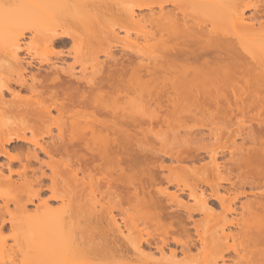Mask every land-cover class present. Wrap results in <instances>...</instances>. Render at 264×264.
<instances>
[{
  "label": "bare ground",
  "instance_id": "obj_1",
  "mask_svg": "<svg viewBox=\"0 0 264 264\" xmlns=\"http://www.w3.org/2000/svg\"><path fill=\"white\" fill-rule=\"evenodd\" d=\"M260 1L0 0V51L7 52L6 56H0L9 58V69L15 68L9 70L10 78L0 70V264H69L70 260L77 262L79 257L78 264H93L96 257H101L99 259L105 264H168V259L174 256L180 262L182 259L176 258L177 251L169 249L170 241L178 243L179 238L174 236L178 232L184 233L182 236L189 241L182 243L184 240L180 239V251L182 258L185 257L180 264H219L220 260H231L230 264H264V184H261L262 188L258 185L259 191L252 190L256 177L264 180V19H256L264 16V0L263 3ZM246 11L252 13L248 16ZM121 31L126 32L124 38L119 34ZM26 32L32 34L29 39L36 44L35 47L28 44L32 49L42 48V44L46 49L58 45L59 48L68 47L72 43L71 47L75 53L77 51L75 63L85 61L81 58L85 54L79 56V53L86 48L90 52L94 50V55H89L88 51L92 60L103 51L110 64L106 60L93 61V75L86 76L84 62L86 68L80 64L82 75H78L74 64L62 67L48 57L59 51H55L57 48H52L53 51L44 57L23 45L22 39L28 35ZM139 41L145 46H140ZM48 42L50 46L46 45ZM115 48L123 50L120 57ZM23 50L27 51L29 59L21 56ZM128 50L132 54L125 57L130 53ZM134 55L140 56L138 60ZM143 58L150 61H143ZM107 64L109 69L104 73L102 69ZM27 66L31 70L27 71ZM11 71L16 73L15 76ZM6 94L11 97H5ZM237 114L242 117L237 118ZM199 117L212 123H216V119L222 120L223 124L232 121L233 117H247L258 124L257 133L251 130V126L252 132L248 135L253 146L245 153L241 150L244 153L240 155L242 158L239 156L238 161L234 160L235 164L241 161V167L245 168L244 172L241 169L243 175L240 173V178H253L249 181L255 201L245 203L244 209L248 212L242 221L236 217H222L226 220L223 219L218 229L220 234L217 230L200 229L204 224H200L202 219H207L203 220L207 223L218 216L214 209L216 204L227 212L234 209L225 206L226 196L220 195L218 187H212L209 194L200 188L198 194L197 185L182 182L186 189L190 184L188 195L199 203L194 208L180 199L178 191H185L178 187L179 184L176 185L179 189L174 187L177 193H171L160 188L162 179L154 174L156 181L149 173L152 171L143 169L145 176L141 172L143 163L147 165L144 160L153 162L157 159L154 165L148 161L147 167L153 165L154 168L162 160L159 156L163 153L161 150L154 153L159 154V160L154 154L150 160V154L143 151L153 149L156 152L154 144L152 148L149 146L155 137H162L161 132L167 135L179 127L181 129L185 123L181 120L192 122ZM173 121L176 125L172 124ZM177 121L179 127H176ZM153 124L157 128L163 125L174 130L169 132L160 127L159 130L163 131L157 129L159 134L154 132ZM190 128L187 127V133ZM141 135L145 139L138 137ZM149 135L154 137L152 142L148 140ZM192 140L196 142L197 137ZM132 144L135 147L140 145L138 148L142 152L137 147L134 149ZM187 149L184 152L171 151L170 155L175 156L173 159L176 158L178 163L187 161L193 164L201 159L198 152L195 154L194 150L192 153ZM210 151L207 154L213 164L212 172H220V164ZM181 154L189 156L185 158ZM139 157L141 160L145 157L143 162ZM91 163L94 171L90 170L91 167L89 169ZM159 164L162 167V163ZM182 165L181 162L180 167L176 164L171 169L163 165L162 169L168 167L169 172L172 170L164 180L168 182L175 171L183 172L189 167L194 169L189 168L187 177L200 175V168L204 167L197 169L194 164L195 169L191 164L188 167ZM136 173L147 175L150 182L152 179L159 182L156 184L158 189L151 183L149 187L145 186L148 178L145 180L138 175L139 178ZM176 178L181 184V178ZM119 185H126V190ZM147 187L155 190L156 193L150 191L152 194L157 195L156 190L159 191L158 203L154 195L147 193ZM100 189L107 191L105 193L109 196L115 195L114 205H104ZM160 189L163 195L170 193L165 196L172 204L175 201L187 212L181 214L173 206L163 209L161 204H165ZM96 192L101 193L102 198H96ZM116 194L121 195L118 201ZM88 196L96 199L89 197L88 200ZM120 199L127 203L128 209L120 206ZM116 209L117 214L114 213ZM171 209L174 212H170ZM195 209L204 213V217L193 219ZM185 213L188 219H193L196 237L189 232L185 223L188 219L184 216V222L181 218ZM148 224L155 227L156 234L149 232L145 227H149ZM229 225L239 227V231L225 232ZM6 231L10 233L4 235ZM123 240L130 243L131 248L125 246ZM167 248L169 258L162 257L167 254ZM153 249L160 255L156 257ZM193 249L200 251L195 253ZM203 249L206 252H202ZM170 259L171 264L179 263Z\"/></svg>",
  "mask_w": 264,
  "mask_h": 264
},
{
  "label": "rangeland",
  "instance_id": "obj_2",
  "mask_svg": "<svg viewBox=\"0 0 264 264\" xmlns=\"http://www.w3.org/2000/svg\"><path fill=\"white\" fill-rule=\"evenodd\" d=\"M249 0H246V2H248ZM254 1V0H253ZM256 1H258V0H256ZM261 3H263V1L261 0L260 1ZM259 3V2H258ZM171 6H169V8H170ZM157 9V8H156ZM252 11V10H251ZM251 11H246L247 13V15L249 16L252 12ZM144 12H147V10H144ZM257 17V16H256ZM261 17V18H260ZM259 18V19H258ZM258 18H256L257 20H260L261 19V21H262V18L264 19V16H258ZM67 26V25H66ZM69 29H72V31H73V28H69ZM59 30H61V29H59ZM126 33V32H125ZM125 33H124V31H121V33L119 32V34L124 38V35H125ZM26 34H28L27 36L25 35V37H24V39H22V41H24V42H22L23 43V45L25 44V45H28L29 43V45H33L34 47L36 46V44L34 45V43L32 44V42H31V40L29 39V38H31V36H32V34L31 33H29V32H26ZM31 35V36H30ZM26 38V39H25ZM37 42V41H36ZM40 43H44V42H41L40 41ZM139 43L141 44L140 46H142L143 44V41H139ZM37 44H39V42L37 43ZM28 45V46H29ZM41 45V44H40ZM43 45V44H42ZM41 45V47L42 48H44V47H46L45 45H43L42 46ZM46 45H49V42L48 43H46ZM32 46V47H33ZM50 46V45H49ZM68 47H61L60 46V48H59V45H58V47L56 46H53V47H48L49 48V50H47L48 48H44L45 49V51L46 52H44L43 51V49L42 48H37V49H35V48H31L30 46V48L32 49V51H34V50H36V52L34 51V53H36V54H38L39 56H46V55H48V53L50 54L52 51H53V49L52 48H57V49H55V51L56 50H59V51H61V53L59 52V51H56V56H55V54H53V53H51L48 57H50L51 59L53 58V61H54V63H56V64H58V65H61L62 67H68V66H72L73 64V66H74V68H75V72L78 74V75H82L81 74V71L82 70H80L81 69V65L80 64H82V63H84V62H86V63H84V65L87 67V69H86V76H89V75H93V73H91L92 71H94V68H93V63H95V62H97V61H105L106 60V62H108L109 60H107V58H106V56L104 55V52L102 51V52H100L98 55H95L96 57V59L95 58H93V60H92V55H94V54H92V51H94L93 49H92V51L90 52V50H85V49H83L82 50V53H79L80 55L79 56H82V54H85V55H83V57H81V58H83V59H85V61L83 60V62L81 63H75V61H76V57H74L75 56V54H77V51H76V53H75V51L73 50L74 48H72L71 46H72V43L70 44H68L67 45ZM143 46H145V45H143ZM39 47V46H38ZM119 48V47H118ZM118 48H115L117 51L115 52L116 54H117V56H121L122 55V49H121V51H119V49ZM1 49V48H0ZM52 49V50H51ZM79 49V48H78ZM76 50V49H75ZM104 50H105V48H104ZM31 51V50H30ZM31 51V52H32ZM54 51V52H55ZM70 51V52H69ZM79 51V50H78ZM85 51H86V53H85ZM88 51H89V55L90 54H92L91 55V58H90V56H88ZM129 52H130V50H128ZM6 51H4V52H1L0 51V54L1 55H4V54H6L5 53ZM63 52V53H62ZM84 52V53H83ZM120 52V53H119ZM151 52V51H150ZM60 53V54H59ZM70 53V54H69ZM93 53H96V52H93ZM97 53H98V51H97ZM152 53V52H151ZM20 54H21V56L22 57H26V59H29L28 58V53H27V51H25V50H23V51H21L20 52ZM32 54H33V52H32ZM121 54V55H120ZM125 54V52L123 53V55ZM130 54H132L131 52L130 53H128V55H125V57L126 56H129ZM153 54H155L154 52H153ZM7 55V54H6ZM6 55H4V56H6ZM149 55H150V53H149ZM4 56H0V64L3 66H1L0 67V70L1 71H3L4 72V74L6 75V76H8V78H10V75H9V70H14L15 68L13 67V69H9L11 66H10V62H9V58H7V57H4ZM78 56V55H77ZM135 56V55H134ZM137 56V55H136ZM135 56V57H136ZM151 56V55H150ZM154 56V55H153ZM140 56H138V58H139ZM141 57H143V56H141ZM137 58V57H136ZM138 58H137V60H138ZM80 59V58H79ZM144 59V58H143ZM143 59H140V60H143ZM87 60V61H86ZM139 60V61H140ZM148 59H144L143 61H147ZM52 61V62H53ZM82 61V60H81ZM93 61H95V62H93ZM150 61V60H149ZM149 61H147V62H149ZM105 62V63H106ZM11 63H12V60H11ZM104 63V62H103ZM104 63V64H105ZM109 63V62H108ZM110 64V63H109ZM109 64H107V65H105V67H104V69H102V72L104 71V73H106L108 70L107 69H109L107 66L109 65ZM13 65V64H12ZM27 65V64H26ZM83 64H82V68L83 67H85ZM104 66V65H103ZM45 67H47V65H45ZM85 67V68H86ZM27 71H29V70H31V68L29 67V66H27ZM26 71V72H27ZM2 72V73H3ZM13 71H11L10 73L12 74V76H15V72L14 73H12ZM29 72H27V74H28ZM14 74V75H13ZM6 76H3V77H6ZM90 76V77H91ZM38 77H41L40 75H38ZM7 78V77H6ZM14 78V77H13ZM14 86V85H13ZM14 88L17 90V88H16V86H14ZM19 89V88H18ZM23 95H27L26 93L24 94V93H22ZM7 95V94H6ZM11 95V94H10ZM9 94L7 95V96H5V97H7V98H10L11 96H10ZM152 107V106H151ZM152 109H153V107H152ZM242 116L240 115V114H237V118H241ZM200 119H205L204 117H199ZM199 118H194V120L191 122V120L189 121V122H186V120L188 121V119H186L185 121H180V122H185L184 124H190L189 126H191V127H193V128H190L187 124L185 125L186 127H183L184 126V124H183V126H182V128L180 129V124L178 123V121H177V124H178V126H176V127H179V128H177V129H175L176 131L174 132V133H171V134H169V133H167V135H166V133L164 134V132H161V131H163V130H159L160 129V127H162L163 129H167V131H169V132H171V129H173L172 127H170V130H168L169 128L168 127H166L165 125V128L163 127V125L161 126L160 125V127L159 128H157L154 124V126H155V128H156V130L154 129V126H152L153 127V129H154V132L155 131H160L163 135H165V136H163L162 135V137H159V138H156L155 136H154V134H153V136L155 137V140H154V143L152 142V140L154 139V137H152V136H150L151 135V133L149 132V137H148V140L150 139H152L150 142H152L149 146H150V148H152L151 147V145L152 144H154V145H152V146H154L155 147V151L156 152H153V149H150V152L152 153V155H151V153L149 152V151H146V150H143L144 152H146L147 153V155H149L150 154V156H149V158L150 157H152L153 156V158H154V155L158 158V160L160 159V157H162L161 159L162 160H159L158 162L159 163H162V167H161V165L158 163V165H157V167L155 166V168L153 167V165H154V163H156L157 164V159H156V161L153 159V158H150V160H152L153 159V162L151 163L149 160H147V158H146V160L147 161H145L144 159H145V157L144 158H142V160L140 159V157H139V161L141 160L142 162H143V160H144V162H146L147 163V165H149V163H151V164H153L152 166H151V164H150V166L151 167H147V165L145 166V163H143L144 164V166H142V170H141V172H142V174H143V169L144 170H147V171H152L153 172V174H152V172H149V173H151L150 175H151V177L155 174L156 175V177L157 178H159V179H162L161 181H159L160 183H161V185H160V188H163V190H164V188L167 190L168 189V192H171V193H177V189H181V188H183L184 187V183H187V182H190V183H193V184H195V185H197L198 187V194L200 193V190L201 189H204V190H207L206 192H207V194H209V192L211 191V189H213L212 187H218L219 188V193H220V195H225L226 196V199H225V206H229V208H236L237 210H235V212H231L232 210H234V209H232L230 212L228 211L227 212V210H225V208H222L221 206H220V204L218 203V205L216 204V207H214V209L216 208V212H218V216H216L217 214H215V216L216 217H218V218H216V217H213V219L212 220H210V221H208L207 223L206 222H203V220L204 221H206L205 219H202V222L200 221V224L201 223H204L203 225H201L202 227H200V229H204V230H207V231H209V229H210V231L213 229V230H217V232L219 231L218 229H219V227H221V225H222V223L224 222V220H226V218L227 219H232V217H236L237 219H239V221H242V217L244 218V216H245V214L248 212V211H246L245 209H244V205H245V203H249V201L250 202H254L255 201V196L253 195V193H252V191H251V184L252 183H250V181H251V179H253V178H249L250 179V181H249V179H248V177L249 176H247V178H243V177H245V176H242V178H240V176L239 175H243V172L245 171V168L243 169V167H241V165H240V163L239 162H241V161H239V162H237L238 161V157L241 155V156H243V154L245 153V151L248 149V148H250L251 146H253V142H252V140H250L249 139V137H248V135H249V133L250 132H252V131H250V129L251 128H253V129H251V130H256V131H254V133L256 132L257 133V129H258V124H257V122H255V121H253V120H250L249 118H247L246 117V119H245V117H244V119H237V118H232V121H227L225 124H223L222 123V120L220 121V120H215L214 122H216V123H212V121H208V120H202V121H200V119ZM263 118H264V116H263ZM198 120V122H197V120ZM175 121H173V123L172 124H174V125H176V122L174 123ZM156 124V123H155ZM159 123H157L156 125H158ZM172 124H170L171 126H173ZM215 126H218L219 128H217V127H215ZM252 126V127H251ZM175 127V128H176ZM187 127L188 128H190L189 129V131H188V133H187ZM251 127V128H250ZM184 128H186L185 130H184ZM214 128H216V129H214ZM158 129V130H157ZM179 129V130H178ZM194 129V130H193ZM212 129V130H211ZM174 130V129H173ZM177 130L179 131V133H177ZM159 131H158V133H159ZM166 131V130H165ZM166 131V132H167ZM200 131H201V133H200ZM173 132V131H172ZM189 132H190V134H191V132H192V137H191V135L189 134ZM193 132H195L194 134H193ZM198 132L200 133V134H198ZM157 133V132H156ZM178 135H177V134ZM142 134V133H141ZM148 134V133H147ZM160 134V133H159ZM189 134V135H188ZM197 136H196V135ZM144 135V134H143ZM195 135V137H193ZM148 136V135H147ZM159 136V135H158ZM157 136V137H158ZM138 137H144V139H145V136H138ZM197 137V141H199V142H194L192 139H194V138H196ZM147 138V137H146ZM141 139V138H140ZM139 139V140H140ZM143 139V140H144ZM199 139V140H198ZM139 140H138V142H139ZM147 141V140H146ZM188 141V142H187ZM145 143V142H144ZM187 144V145H184V144ZM135 144H136V142H135ZM135 144H132V146H134ZM137 144H139V143H137ZM140 144H141V142H140ZM146 144V143H145ZM144 144V145H145ZM143 145V144H142ZM181 145L183 146L184 145V147L185 146H187V148H189V149H191V151L190 152H192L193 153V150H194V153L196 154L197 152H198V154H200V160L199 161H197V162H193V164H192V162L191 163H187V161H181L182 163H183V165H187L186 167H188V165L189 166H191V165H194V164H196L197 165V169H199L200 167H202V166H204L202 169L200 168V175H202L203 173V178L206 180V182H207V184H206V182H204L203 183V178H202V176H200L199 175V173L197 174V175H194V174H190V176H188L187 177V173L186 172H188V174H189V171L188 170H193L194 168H192V167H189V168H191V169H189L188 168V170L187 169H185L183 172H185L186 174H184L183 172H181V170H180V172H177V171H175L174 173H173V175H171V176H174L173 178L174 179H177V181L176 180H173V178L171 177V176H169V177H171L170 178V180H173L170 184H169V182H170V180H168V182H167V180L165 181L164 179L166 178H164V176L166 175V176H168V175H170V173L172 172V170H171V172H169V170L171 169V168H174V166H176V164H177V166L181 163V162H179L178 163V161L176 162L175 161V159H173L174 157L172 156V155H170V154H172L171 153V151L172 152H175L176 153V151L177 152H179V150H181V149H183L184 147H181ZM138 146H140V145H138ZM138 146L136 145V147L138 148ZM146 146V149H148L147 147H149V146H147V145H145ZM135 146H134V149H137ZM153 147V148H154ZM143 148H144V146H143ZM181 148V149H180ZM186 148V147H185ZM186 148V149H187ZM242 148V149H241ZM133 149V148H132ZM138 149H140V151L142 150L141 148H138ZM145 149V148H144ZM186 149H183V150H181V152H184ZM189 149H187V151H189ZM208 149V150H207ZM149 150V149H148ZM163 151V153H161V155H159L160 157H158V155H156V154H154V153H159L158 151ZM195 150H198V151H196L195 152ZM207 150V151H206ZM209 150H211L210 152H212L211 154H214L215 156H216V158H217V163H219L220 165V172H221V177H219V175H220V172H216V171H214L213 170V172H212V163L210 162V160H211V158H209L210 156H208V152H209ZM241 150H242V152H244V153H242L241 152ZM166 151H168L169 152V154H167L168 152H166ZM136 152V154L137 153H139V150H138V152L137 151H135ZM142 152V151H141ZM141 152H140V154H141ZM166 152V153H165ZM149 153V154H148ZM165 153V155H163ZM174 153V154H175ZM186 153V152H185ZM191 153V154H192ZM208 153V154H207ZM242 153V154H241ZM85 154V153H84ZM86 154H88L87 152H86ZM143 155H146L145 153H142ZM141 154V155H142ZM154 154V155H153ZM179 154V153H178ZM183 154V153H182ZM181 154V155H182ZM188 154H190V153H188ZM203 154V155H202ZM167 155V156H166ZM168 155H170V156H172V158L170 157L169 158V156ZM180 155V154H179ZM139 156V155H138ZM163 156H165V157H163ZM177 156V155H176ZM183 156V155H182ZM186 156L188 157L189 155H187L186 154ZM186 156H183V157H185L186 158ZM203 156V157H202ZM240 156V157H241ZM148 157V156H147ZM155 157V158H156ZM167 157V158H166ZM183 157H181V158H183ZM239 157V158H240ZM242 158V157H241ZM165 159V160H164ZM171 159H173V160H171ZM203 159V160H202ZM235 159H237V161H235V162H237L236 164L234 163V160ZM240 160V159H239ZM148 161H149V163H148ZM155 161V162H154ZM163 161V162H162ZM239 163V164H238ZM84 164H85V162H84ZM84 164H83V166H84ZM191 164V165H190ZM163 165H168L169 167H170V169L169 170H167V168L168 167H166V168H164V169H162L163 168ZM182 165V166H183ZM236 165H240V167H238V166H236ZM92 163L91 164H89V169H90V167L92 168ZM158 166H160L159 168H158ZM164 166V167H165ZM243 166V165H242ZM147 167V168H146ZM178 167H180V166H178ZM193 167H195V165L193 166ZM244 167H246V165H244ZM82 168H85V167H82ZM149 168V169H148ZM152 170H151V169ZM207 168H209V170L211 171H207V173H206V169ZM214 168V167H213ZM238 168H240V170L238 169ZM88 169V170H89ZM126 169V168H125ZM157 171H155V170ZM179 169V168H178ZM177 169V170H178ZM195 169H196V167H195ZM241 169H243V172H242V170ZM88 170H87V172H88ZM91 171H94V169L92 168V169H90ZM89 170V171H90ZM175 170H176V168H175ZM203 170H205V171H203ZM90 171V172H91ZM128 171V170H127ZM140 171V170H139ZM138 171V172H139ZM198 171V172H199ZM241 171V172H240ZM140 172V173H141ZM193 171H191V173H192ZM211 173V175H209L208 173ZM126 173H128V172H126ZM181 173V174H180ZM241 173V174H240ZM142 174H138V173H136V175L138 176H143ZM145 174H147V172L145 173ZM147 175H149V174H147ZM146 175V177L148 178V176ZM155 175L153 176L154 177V179L157 181V178L155 177ZM182 175V176H181ZM183 175H184V177H183ZM194 175V176H193ZM138 176V177H139ZM145 176V175H144ZM143 176V177H144ZM179 177V179L181 180V184H180V181L178 180V178H176V177ZM191 176H193V177H191ZM143 177H141V180H142V178ZM146 177H144L145 178V180L147 179ZM191 177V178H190ZM202 178L201 180H202V182L200 181V178ZM251 177V176H250ZM140 178V177H139ZM144 178H143V180H144ZM150 178V177H149ZM147 179V181L149 182V184H148V182L147 181H141V182H147L146 184L147 185H145V186H148V185H150V183H151V185L152 186H156V187H154L155 189H158L157 188V185H159L158 183H156L153 179H152V181L150 182V179ZM186 178V179H185ZM136 180H137V177L135 178ZM166 179H168V178H166ZM244 179V180H243ZM247 179H248V182H246V184H245V180L247 181ZM153 181L155 182V184H152L153 183ZM175 181V182H174ZM256 182V184L255 183H253V185L255 184V186H253V188H252V190L254 189V188H256L257 189V187H258V185H260V188H262V185L264 184L263 183V178L262 177H256L254 180H253V182ZM125 182V181H124ZM135 182H137V181H135ZM138 182H140V181H138ZM176 182H178L177 184H176ZM182 182H183V184H182ZM257 182H259V183H257ZM173 183V184H172ZM247 183H250V184H247ZM140 184V183H139ZM139 184H137L138 186H139ZM157 184V185H156ZM178 184H179V186H178ZM189 184V183H188ZM193 184H191V185H193ZM262 184V185H261ZM163 185V186H162ZM176 185L179 187V188H177L176 187ZM195 185H193L194 187H195ZM201 185V186H200ZM121 188H126L127 186L126 185H119ZM152 186H150V188L152 187ZM165 186H167V187H165ZM185 186H187L186 184H185ZM192 186V187H193ZM264 186V185H263ZM105 186H102V188H104ZM149 187V186H148ZM147 187V189H145V190H147L146 192L147 193H150L153 197H155V198H157V195H159L158 193H159V191L158 190H156L157 191V195H155V190H154V188H153V190L154 191H152V190H150V188H148ZM159 187V186H158ZM174 187H176V188H174ZM188 188L186 189V188H183L184 189V191L185 192H183V190L181 189V192H180V190L178 191V195H179V197H180V199L182 200H184V201H186V204L188 203V205L187 206H194V208H197V206L199 205V203L196 201V200H194V199H192L189 195H188V193L190 192V189H189V187H190V184L187 186ZM107 188V187H106ZM106 188H105V190H106ZM128 188H131V187H129L128 186ZM201 188V189H200ZM259 188V187H258ZM189 189V190H188ZM200 189V190H199ZM262 189H264V187L262 188ZM104 189H100L99 190V192H103V195H102V197H103V199H101V200H103V202H104V205H108V206H111V205H114L115 204V201H114V197H115V195H114V197H112V195L111 196H109L110 194H108L107 195V193H105V192H107V191H105ZM126 190V189H125ZM162 190V191H163ZM170 190H173V192L172 191H170ZM177 190V191H176ZM258 191L260 190V189H257ZM119 191V190H118ZM117 191V193H119ZM141 191V190H140ZM150 191H152V192H155V193H151ZM254 191V190H253ZM98 192V193H99ZM165 192H167V191H165ZM255 192H257L256 190H255ZM97 193V192H96ZM97 193V194H98ZM101 193L100 194H96V198H98L99 196L101 197ZM122 193V192H121ZM120 193V194H121ZM126 193V192H125ZM162 193V195H160V197L162 196V199H163V202H164V204L165 205H163V203L161 204V203H159V204H161V206H163L164 208L163 209H165V208H171L172 206L174 207V209H178L177 210V212H179V213H181L182 214V212L184 213V212H187L186 211V209L185 210H182V209H184L183 207L181 208L180 206L178 207L177 205H176V203H175V201L173 202L174 204H172L171 203V201L169 200L170 198H168L167 196L170 194H168V193H165V194H167V196H165V194L163 195V193L164 192H161V189H160V194ZM48 195L50 194L49 192L47 193ZM117 195V201H118V196L119 197H121V195H119V194H116ZM123 195V194H122ZM89 197H91V196H88L87 198H88V200H90L89 199ZM101 197V198H102ZM124 197V196H123ZM122 197V198H123ZM159 197V198H160ZM166 197V198H165ZM91 198H93V197H91ZM96 198H93V199H96ZM112 198H113V200H112ZM116 198V197H115ZM92 199V200H93ZM158 199V198H157ZM161 199V198H160ZM162 199L160 200V202L162 201ZM258 199V198H257ZM121 200V199H120ZM119 200V201H120ZM252 200H254V201H252ZM124 201V200H123ZM123 201L121 200V203H123ZM157 201V203H158V201H159V199L158 200H156ZM170 201V202H169ZM183 201V202H184ZM90 202V201H89ZM102 202V203H103ZM167 202H169V203H167V207H165L166 206V203ZM91 203V202H90ZM120 203V206H123L124 208H127L128 209V207H126L127 206V203H123V204H121ZM256 203V202H255ZM56 205H59V203H55ZM93 204V203H92ZM175 205V206H174ZM98 206H99V204H98ZM160 206V205H159ZM168 206H170V207H168ZM176 207H178V208H176ZM161 209H162V207H160ZM127 209H124V210H127ZM174 209H171V210H169L170 212H174ZM179 210H181V211H179ZM131 211V210H130ZM129 211V212H130ZM163 211H165V210H163ZM167 211V210H166ZM165 211V212H166ZM117 212H118V210L116 209V210H114V213H116L117 214ZM132 212V211H131ZM175 212H176V210H175ZM216 212H214V213H216ZM213 213V214H214ZM181 214H179V215H181ZM204 213H202V212H200V211H196V209H195V211L193 212V215H192V218L193 219H201V218H203L204 217V215H203ZM212 214V215H213ZM225 214V215H224ZM227 214V215H226ZM185 215H187V213H185V214H183L182 216H181V218H183L184 219V222H185V218H184V216ZM247 215V214H246ZM214 216V215H213ZM226 216V218L223 220L222 219V217H225ZM186 217V220L188 219V217L187 216H185ZM210 218L212 217V216H209ZM179 218V217H178ZM193 219H188V221H186L185 223L187 224V227H188V229H189V232L191 233V234H193V236H195L196 237V235H195V229H194V224H193ZM191 220V221H190ZM120 221V220H119ZM209 223V224H208ZM215 223V225H213ZM149 225V227L146 225H140V226H145V227H147L148 229H149V232H152V233H155L156 232V230H154L155 229V227H153L152 225H150V224H148ZM193 225V226H192ZM151 226V227H150ZM142 227H140V228H142ZM145 227H143V229L145 228ZM227 228H225V232H227V230H229V231H233V233H237V231H239V227H237V226H231V225H229V226H226ZM228 227H229V229H228ZM231 229V230H230ZM204 230H202V231H204ZM221 230V229H220ZM145 232H147V229H145L144 230ZM180 231H182V229L180 230ZM201 231V230H200ZM128 231H126V233H127ZM206 232V231H205ZM204 232V233H205ZM10 232L9 231H6V232H4V235H7V234H9ZM125 233V234H126ZM179 233V232H178ZM176 234V233H174L175 235L174 236H176L177 238H179V241H177L178 243H176V242H174V240H172L173 239V237H171L172 235H173V233H170V234H172V235H170L169 236V238L172 240V241H170V245H171V247L169 248V249H175L176 251H177V254H176V258H181L180 260L181 261H183L184 259H185V257L184 258H182V256H183V253L180 251V249H181V245L182 244H180L181 243V241H180V239H182V241L184 240V242H182V243H185V242H189V241H187L186 239V236L184 235V236H182V234H184V233H182V234ZM181 233V232H180ZM203 233V234H204ZM206 233H209V232H206ZM205 233V234H206ZM213 234V233H215V232H210V234ZM156 234V233H155ZM219 234H220V231H219ZM135 235V234H134ZM211 236H213V235H211ZM194 237V238H195ZM210 237V236H209ZM215 237V236H214ZM175 238V237H174ZM176 238V239H177ZM216 239V238H215ZM215 239H214V241H215ZM213 240V239H212ZM124 241V240H123ZM176 241V240H175ZM10 242H11V240H10ZM121 242V241H120ZM126 241H124L123 243H125ZM127 244V245H126ZM126 244H124L125 246H129L128 244H130V243H127L126 242ZM187 244H190V243H187ZM131 245V244H130ZM130 248H131V246H129ZM128 247V248H129ZM199 248V247H198ZM179 249V250H178ZM154 251H156L155 249H153ZM194 251L193 252H195L196 251V249H193ZM206 250H208V249H206ZM179 251V252H178ZM197 251H200V250H197ZM196 251V252H197ZM205 251V249H203V251L202 252H204ZM195 252V253H196ZM206 252V251H205ZM166 253L168 254V256H167V254L165 255V256H162V257H168L169 258V256H170V252H169V250H168V248L166 249ZM194 253V254H195ZM156 257L157 256H159L160 255V253L158 252V254H157V251H156ZM155 254H154V256H155ZM178 255V256H177ZM90 256V255H89ZM88 256V257H89ZM94 256V257H93ZM155 257V258H156ZM95 259V255H93L92 254V259ZM97 259H95L96 261H95V263H93V264H101L102 262H103V260H101V259H99V258H101V257H96ZM103 258V257H102ZM161 258V257H160ZM165 258H163V260L165 259ZM170 258H173L174 260H173V263H175L174 261L176 260L175 259V256L174 257H170ZM169 258V259H170ZM77 259V258H76ZM76 259H74V260H76ZM83 260V262H84V258H82ZM88 258H86L85 260H87ZM104 259V258H103ZM169 259H168V261H169ZM79 260H81V258L79 257ZM74 261V262H72V260H70L69 261V264H74V263H79L80 261ZM101 260V261H100ZM170 260H172V259H170ZM91 261H93V260H91ZM160 261H162V259H160ZM167 261V263L169 264H171V262L169 261L168 262ZM181 261L179 262V261H177L176 260V262H179V263H177V264H180L181 263ZM221 261V260H220ZM219 261V264L221 263H224L225 261H221L220 262ZM71 262V263H70ZM94 262V261H93ZM184 262H187V259H186V261H184ZM232 261L230 260V262H229V260H226V264L227 263H231ZM106 262H103L102 264H105ZM163 262H161V264H162ZM183 263V262H182ZM81 264V263H80Z\"/></svg>",
  "mask_w": 264,
  "mask_h": 264
}]
</instances>
